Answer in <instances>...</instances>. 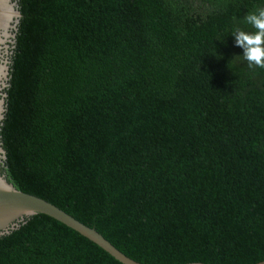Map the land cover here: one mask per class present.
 Listing matches in <instances>:
<instances>
[{
    "label": "trees",
    "instance_id": "trees-1",
    "mask_svg": "<svg viewBox=\"0 0 264 264\" xmlns=\"http://www.w3.org/2000/svg\"><path fill=\"white\" fill-rule=\"evenodd\" d=\"M2 173L143 264L264 262V0H17ZM235 57V58H234ZM0 264H121L36 214Z\"/></svg>",
    "mask_w": 264,
    "mask_h": 264
},
{
    "label": "water",
    "instance_id": "water-1",
    "mask_svg": "<svg viewBox=\"0 0 264 264\" xmlns=\"http://www.w3.org/2000/svg\"><path fill=\"white\" fill-rule=\"evenodd\" d=\"M22 13L17 0H0V126L6 113L12 56ZM6 151L0 135V165H4ZM36 214L46 215L88 239L121 264H143L129 258L113 246L94 228L76 220L54 204L17 190L2 173L0 167V238L17 230ZM189 264H205L202 262ZM264 264V262L259 263Z\"/></svg>",
    "mask_w": 264,
    "mask_h": 264
},
{
    "label": "clouds",
    "instance_id": "clouds-1",
    "mask_svg": "<svg viewBox=\"0 0 264 264\" xmlns=\"http://www.w3.org/2000/svg\"><path fill=\"white\" fill-rule=\"evenodd\" d=\"M243 19L254 31L237 29L231 34L234 36L235 46L243 49V55L236 57H243L249 68L255 66L264 69V8L247 12Z\"/></svg>",
    "mask_w": 264,
    "mask_h": 264
}]
</instances>
